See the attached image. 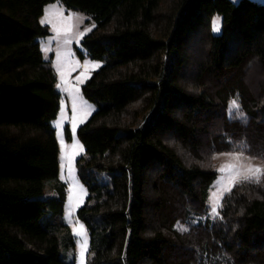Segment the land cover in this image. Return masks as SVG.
Returning a JSON list of instances; mask_svg holds the SVG:
<instances>
[{
    "label": "trees",
    "instance_id": "trees-1",
    "mask_svg": "<svg viewBox=\"0 0 264 264\" xmlns=\"http://www.w3.org/2000/svg\"><path fill=\"white\" fill-rule=\"evenodd\" d=\"M55 1L90 16L83 44L103 61L83 86L98 109L78 130L87 264H264V172L235 184L216 219H201L218 176L208 156L264 161V3L255 0H176L164 32L162 0H0V264H67L62 247L75 246L52 125L61 95L39 41ZM216 14L222 31L212 35ZM203 31L207 54L189 68L187 44ZM232 99L244 120L230 118Z\"/></svg>",
    "mask_w": 264,
    "mask_h": 264
},
{
    "label": "rangeland",
    "instance_id": "rangeland-1",
    "mask_svg": "<svg viewBox=\"0 0 264 264\" xmlns=\"http://www.w3.org/2000/svg\"><path fill=\"white\" fill-rule=\"evenodd\" d=\"M238 3L240 0H232ZM264 3V0H255ZM176 0H162L159 10L158 25L164 32L169 24L170 14ZM86 13L68 9L61 1L47 4L40 22L47 25L50 34L39 39L41 49L46 59L50 60L57 76L56 89L61 95L60 109L52 125L60 148L59 178L68 184L67 200L64 210V220L75 236L73 248L62 247V254L68 250L70 258L67 264H87L90 255V236L85 224L78 219L77 211L85 205L89 191L78 174V160L85 154L84 146L78 136L79 127L87 122L97 111L98 105L88 100L83 93V86L94 71L98 70L103 61L92 59L83 44L84 37L94 27V22ZM219 22V31L216 24ZM222 31V16L216 14L212 19L211 34L218 35ZM203 31L192 36L186 47V56L190 60L189 68L201 61L208 51V36ZM186 72V76H189ZM255 72L253 76L256 77ZM184 84L193 87L192 79L185 78ZM229 114L232 120H244L245 114L237 99L229 104ZM236 146H244L236 143ZM180 152L189 157L178 147ZM205 166L214 167L218 176L209 190L210 213L201 218L216 219L224 196L235 184L245 180H256L264 172V161L246 152L232 151L215 153L207 157ZM210 158V159H209ZM224 172H220L221 168ZM261 169L256 172V169ZM245 177H248L247 179ZM201 219H197L196 222ZM184 228V227H182Z\"/></svg>",
    "mask_w": 264,
    "mask_h": 264
},
{
    "label": "snow or ice",
    "instance_id": "snow-or-ice-1",
    "mask_svg": "<svg viewBox=\"0 0 264 264\" xmlns=\"http://www.w3.org/2000/svg\"><path fill=\"white\" fill-rule=\"evenodd\" d=\"M216 31H219V22H217V24H216V29H215ZM220 172H224L225 171V168H221L220 170H219ZM261 171V169H259V168H257L256 169V172H260ZM246 179L248 178V177H245Z\"/></svg>",
    "mask_w": 264,
    "mask_h": 264
}]
</instances>
